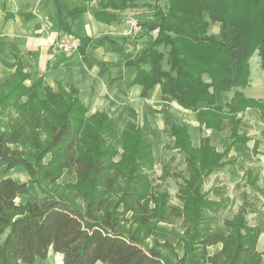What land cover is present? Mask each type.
I'll return each mask as SVG.
<instances>
[{
	"label": "trees",
	"instance_id": "obj_1",
	"mask_svg": "<svg viewBox=\"0 0 264 264\" xmlns=\"http://www.w3.org/2000/svg\"><path fill=\"white\" fill-rule=\"evenodd\" d=\"M74 1L76 18L85 5ZM98 1L101 9L123 10L149 0ZM150 1L156 3L157 36L136 60L134 83L148 89L160 85L164 95L197 111L206 126L211 118H216V124L224 119L218 110L198 108L211 104L218 92L236 90L230 105L234 114L250 107L264 110L263 103L247 100L239 91L250 84V60L256 53L264 70V0H165L162 6L160 0ZM216 23L228 29L225 38L211 33ZM41 86V82L31 88L21 84L0 94L3 175L24 168L31 183L47 196L42 204H18L28 183L12 177L0 180V237L5 236L0 243V264H35L50 251L61 254L63 264H247L255 234L242 219L229 223L227 237L220 235L199 194L185 198L186 207L192 208L186 211L182 255L172 243L157 238L152 245L148 243L158 223L170 220L165 194L151 207V173L144 170L151 171L154 163L149 139L131 122L118 138L106 114L85 119L88 110L74 93L55 94L49 89L41 99ZM22 95L28 96L25 103L20 102ZM109 134L123 143L122 161L130 163L123 187L112 172L115 162H110L118 150L105 148ZM173 134L189 163L196 164L200 155L190 147L186 131L174 127ZM203 151L200 154L206 157L202 158H213L208 145ZM218 164L205 161L201 168L194 167V180ZM66 171L76 175L77 183L60 188L55 183ZM45 182L51 191L41 188ZM219 243L223 248L210 256L208 248Z\"/></svg>",
	"mask_w": 264,
	"mask_h": 264
},
{
	"label": "crops",
	"instance_id": "obj_2",
	"mask_svg": "<svg viewBox=\"0 0 264 264\" xmlns=\"http://www.w3.org/2000/svg\"><path fill=\"white\" fill-rule=\"evenodd\" d=\"M75 7L74 0H0V94L21 84L31 88L38 82L42 83L38 90L41 99H45L49 89L55 94L74 93L88 115L106 114L119 138L130 120L139 118L136 107L144 104L143 125L137 126L147 125L151 130L152 171L156 161L166 158L163 149H170L172 158L185 170L180 175L171 173L169 163L163 166L168 174L164 181H175L173 192L158 190L150 181L151 207H155L161 193L165 194L170 215V220L158 223L156 230L176 223L182 231V242L187 230L186 211L192 208L186 207L185 198L199 194L207 204L205 213L211 218L212 227L215 221H221L222 214L229 210L235 213L222 218L224 230L220 225L214 227L220 235L227 237L229 223L244 220L256 236L247 264H264V110L250 107L234 114L230 105L236 90L218 92L211 104L202 103L198 108L218 110L224 119L216 124V118H211L210 126H206L198 112H191L164 95L160 85L148 89L134 83L136 60L155 41L157 20L131 22L129 9L104 10L95 1L81 6L83 10L75 18ZM100 15L106 19L99 18ZM145 16L140 11L138 17ZM136 22L140 24L135 28L138 35L132 36V24ZM219 25L213 26L211 33L222 39L228 35V29ZM63 38L78 39L80 49L71 53L56 50ZM250 66V84L239 91L245 99L264 104V70L259 53L251 58ZM204 80L209 81L207 76ZM27 100L28 96L20 98L21 103ZM174 127L184 129L190 147L199 152L196 164L189 163L188 156L176 146ZM206 145L212 160L201 157L205 156L201 154ZM205 161L219 164L194 180V167L201 168ZM171 162L174 165V160ZM9 177L3 175L0 180ZM4 238L0 237V243ZM222 248V243L214 245L208 248V254L213 256ZM35 264H63L62 255L50 251L46 259Z\"/></svg>",
	"mask_w": 264,
	"mask_h": 264
},
{
	"label": "rangeland",
	"instance_id": "obj_3",
	"mask_svg": "<svg viewBox=\"0 0 264 264\" xmlns=\"http://www.w3.org/2000/svg\"><path fill=\"white\" fill-rule=\"evenodd\" d=\"M92 1L93 0H82L81 4L82 5H86L87 3L90 4V2H92ZM164 1L165 0H160V5L161 6L164 3ZM95 2H97L98 5L100 6L98 0H95ZM146 3H147V5H145ZM153 8L154 9L156 8V3H155V1H150L149 0L148 2H145V1L144 2H139V3L136 4V7L127 8L126 10L129 9V11H131V13H132L131 22H134V21H138L139 22V21L157 20V17L155 15L156 11ZM140 11L143 13V15H147V16H145L143 19H140L138 17ZM146 13H148V14H146ZM126 17H128V16L126 15ZM138 22H136V24L135 23L132 24L133 26L135 25L134 28L132 27V32H133L132 36H135V35L137 36L138 35V30L135 29L136 26L140 25L139 24L140 22L139 23ZM217 24H220V23H216L215 25H217ZM221 25L222 24H220L219 26H221ZM143 46H145V45H143ZM1 108H2V106H1ZM143 108H145L144 104L138 105L136 107V109H138L139 118L130 120V122L131 123H135L136 126L139 124L138 125L139 127H140V125H143L141 123L142 122V118H143V114H144L143 113L144 112ZM111 112H110V114H111ZM191 112H193V111H191ZM195 112H197V111H195ZM90 117L91 116L89 115V117L87 116V117H85V119H89L90 120ZM4 122H6V120L2 121V124ZM139 131L142 132V136L144 138H146L147 141L149 139V142H151V145L152 144L154 145V142H152L153 138L151 136V130H147L146 127H142V128H139ZM45 135L46 136L47 135L50 136L49 130H46V134ZM148 135H150V137H148ZM116 136H114L113 134L106 135V137H105V139H106V147L105 148H111L113 151H115L116 149L118 150V156L115 158V160H110V162L113 163V164L115 162L112 172H113V175H115L117 177V180L119 182V186L123 187V185L125 184L126 177L128 175L127 168H128L130 163L128 164V163H125V162L122 161L121 155L123 154L124 145H123V143H121L120 140H117V141L115 140V139H117ZM144 138H142V139H144ZM45 141L48 142V139H45ZM45 145H47V143H45ZM163 150H164L163 153L166 155V158H163V160H161V161H156V165H155V168L153 169V171L152 170L149 171L148 167H144V170L147 173L148 172L151 173L150 177H152L151 178L152 180L150 179V181H151L152 185H154V186L156 185L157 186L158 190L160 189L163 192H166V191L170 190V191L173 192V191L176 190V187L174 185L175 181L173 179H168L167 181H164V179H166L168 174L166 172H164V169H166L167 167H165L163 169V166H165L166 164L168 165V163H169L170 167H168V168L170 170H172L171 173L178 172V174H180V175L182 173H184L185 170H184L183 167H181L182 164L180 165L175 158H172V156L170 155V153H172V151L170 149H167V150L163 149ZM156 154H157V152H156ZM46 158H47L46 159V161H47L49 156L46 157ZM172 160H174V165L171 162ZM2 176H3V170H2V168H0V178H2ZM9 176L14 177L18 182H22L23 183V181L24 182L27 181V183H28L27 190L24 191L21 195H19V197L17 199V201L19 202L18 204H21V203L23 204L24 202H30V201L34 202V203H41L42 204L47 199V196L44 194L42 189H40V187H38L37 185L31 183V178H30L29 174H27V172H26V170L24 168L23 169L22 168H16V169L11 170L6 175V177H9ZM4 177H5V175H4ZM158 178L161 181H159ZM178 180H179V182H181L182 179H178ZM76 183H77L76 175L68 173L66 171V172H62V175L60 176L59 180L56 181L55 185H58L60 188H63V187H67V185H75ZM41 188L47 190L48 192L52 190V188L50 186V183L48 184V182L43 183ZM157 189H156V187H154L153 191L156 192ZM155 192H152V196L155 195ZM117 193H116V195H117ZM160 195H162V193ZM234 214L235 213L233 211H231V210L227 211V213L222 214V216H220V220L221 221H219V220L215 221L214 227H218L220 225V227H221L220 229L224 230L225 228L223 227V224H222V222H223L222 218L223 217H227V216H233ZM178 218L181 221L182 217L178 216ZM181 235H182L181 228H179V226L176 223H174V224H171L169 226H165L164 228L163 227L162 228H158L155 231L154 236L150 237L147 240V242L152 245L153 244L152 243L153 240L155 238H157L160 242H168V243H172V244L174 243L175 247H176V250L179 252L180 255H182V253H183V251H182L183 243L181 242Z\"/></svg>",
	"mask_w": 264,
	"mask_h": 264
},
{
	"label": "built area",
	"instance_id": "obj_4",
	"mask_svg": "<svg viewBox=\"0 0 264 264\" xmlns=\"http://www.w3.org/2000/svg\"><path fill=\"white\" fill-rule=\"evenodd\" d=\"M46 28V27H45ZM80 43L78 39L74 38H63L58 45H56V50L61 51L62 53H71L76 52L79 49Z\"/></svg>",
	"mask_w": 264,
	"mask_h": 264
}]
</instances>
